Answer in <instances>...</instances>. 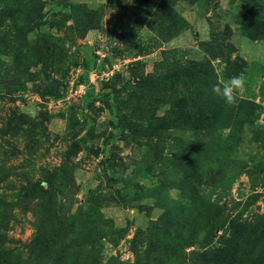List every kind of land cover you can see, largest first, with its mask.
Instances as JSON below:
<instances>
[{
  "label": "rangeland",
  "instance_id": "374dc122",
  "mask_svg": "<svg viewBox=\"0 0 264 264\" xmlns=\"http://www.w3.org/2000/svg\"><path fill=\"white\" fill-rule=\"evenodd\" d=\"M192 230L165 264H264V0H0V264Z\"/></svg>",
  "mask_w": 264,
  "mask_h": 264
},
{
  "label": "trees",
  "instance_id": "16d2710c",
  "mask_svg": "<svg viewBox=\"0 0 264 264\" xmlns=\"http://www.w3.org/2000/svg\"><path fill=\"white\" fill-rule=\"evenodd\" d=\"M195 231L196 230L190 231L188 233V237L186 239H182V241L179 238L167 239L156 235L150 238L148 246L144 250H139L136 248L137 245L135 246L134 244L132 249V253L134 254V264H165L167 261L171 260L173 256H176V252L180 250L178 248L179 242H182L180 243L181 247L186 246V248H189L192 246V239L198 233V231ZM136 237L137 234L134 237V240ZM36 244H34V246H36ZM55 254L57 259L51 264H71L68 254L63 250H55Z\"/></svg>",
  "mask_w": 264,
  "mask_h": 264
},
{
  "label": "clouds",
  "instance_id": "9594fccd",
  "mask_svg": "<svg viewBox=\"0 0 264 264\" xmlns=\"http://www.w3.org/2000/svg\"><path fill=\"white\" fill-rule=\"evenodd\" d=\"M245 85L246 79L241 74L213 84L211 91L215 97L222 99L227 105L231 106L236 103L238 94L245 90Z\"/></svg>",
  "mask_w": 264,
  "mask_h": 264
}]
</instances>
